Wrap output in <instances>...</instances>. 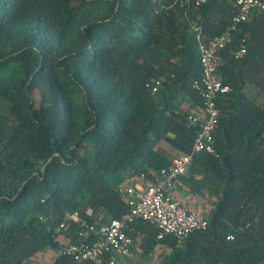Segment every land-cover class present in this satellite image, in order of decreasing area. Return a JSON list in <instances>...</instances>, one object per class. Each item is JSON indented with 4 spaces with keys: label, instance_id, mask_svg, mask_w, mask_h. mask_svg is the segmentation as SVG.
<instances>
[{
    "label": "trees",
    "instance_id": "obj_1",
    "mask_svg": "<svg viewBox=\"0 0 264 264\" xmlns=\"http://www.w3.org/2000/svg\"><path fill=\"white\" fill-rule=\"evenodd\" d=\"M236 15L232 0H0V264L76 243L75 222L55 232L74 212L122 218L123 182L190 153L198 47ZM220 56L231 91L217 99L215 155H193L176 179L214 206L206 230L180 242L132 223L142 254L169 250L158 264H264V13Z\"/></svg>",
    "mask_w": 264,
    "mask_h": 264
},
{
    "label": "built area",
    "instance_id": "obj_2",
    "mask_svg": "<svg viewBox=\"0 0 264 264\" xmlns=\"http://www.w3.org/2000/svg\"><path fill=\"white\" fill-rule=\"evenodd\" d=\"M207 1L209 0H197V3L204 4ZM232 2L237 15L233 17L229 30L198 47L201 80L199 85L194 86L199 91L202 108L196 114L191 113L187 116V128L195 131L190 153L175 154L170 165L159 171L153 179L144 175L136 177L133 183L124 189L129 212L122 218L110 220L94 218L91 209L85 211L84 217L77 212L68 215L55 232L61 233L70 221L79 225L78 241L62 243L58 250V254L68 258L72 264H117L118 260L132 261L136 253H140L139 238L132 226L136 220L146 221L156 227L157 240L169 235L180 242L195 232L206 230L207 220L204 215L182 206L169 192L176 179L186 172L193 155L198 153L215 155L213 135L218 127L217 99L231 91L218 75V70L223 65L220 52L232 42V32L236 31L251 13H264L262 0ZM244 54V47H240L236 57ZM159 86L160 82L156 81L152 91L155 92Z\"/></svg>",
    "mask_w": 264,
    "mask_h": 264
},
{
    "label": "rangeland",
    "instance_id": "obj_3",
    "mask_svg": "<svg viewBox=\"0 0 264 264\" xmlns=\"http://www.w3.org/2000/svg\"><path fill=\"white\" fill-rule=\"evenodd\" d=\"M130 181H125L122 183L121 188L125 189L129 185ZM196 211H199L201 214L203 212L204 217H207L210 210L214 206V199L202 198L197 200ZM207 210H206V208ZM205 208V209H204ZM209 210V211H208ZM206 211V212H205ZM169 253V250L161 245H157L150 255H144L139 253L136 259H133L129 264H158L163 257ZM58 257V251L46 248L39 252L37 255L31 259H27L25 264H55V259Z\"/></svg>",
    "mask_w": 264,
    "mask_h": 264
},
{
    "label": "crops",
    "instance_id": "obj_4",
    "mask_svg": "<svg viewBox=\"0 0 264 264\" xmlns=\"http://www.w3.org/2000/svg\"><path fill=\"white\" fill-rule=\"evenodd\" d=\"M180 188H182V189H179V186H177V183H175V185L173 186V188L170 190L169 194L174 199H176L179 203H181L182 206L186 207L189 210H195V207H197V203H198L197 200L200 199V197L194 196L191 192H184V191H186V188L185 187H180ZM202 198H206V197H202ZM207 208H206V210H207ZM202 214H203V212H202ZM138 254L139 253H136L134 259H136V257L138 256ZM117 263L118 264H129V263H131V261H127L126 262V261L118 260Z\"/></svg>",
    "mask_w": 264,
    "mask_h": 264
}]
</instances>
